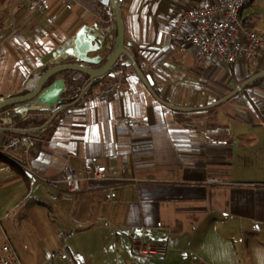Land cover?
Here are the masks:
<instances>
[{"label": "crops", "instance_id": "1", "mask_svg": "<svg viewBox=\"0 0 264 264\" xmlns=\"http://www.w3.org/2000/svg\"><path fill=\"white\" fill-rule=\"evenodd\" d=\"M15 1L0 5V99L32 92L56 48L80 27L108 23L105 41L116 29L102 0H43L44 14L13 11ZM122 1L126 50L158 100L121 56L87 91L88 77L71 90L72 72L56 75L74 98L39 121L13 108L0 112V152L3 135L30 137L27 161L42 177L105 166L103 181L84 179L70 194L0 164V212L13 224L16 253L22 264H264V78L218 101L264 70V56L198 67L189 43L171 47L166 18L217 0ZM251 6L240 16L261 32ZM100 54L98 66L74 63L99 69L110 52ZM142 230L167 248L163 257L134 251L130 236L141 239ZM63 244L69 263L52 260Z\"/></svg>", "mask_w": 264, "mask_h": 264}, {"label": "built area", "instance_id": "2", "mask_svg": "<svg viewBox=\"0 0 264 264\" xmlns=\"http://www.w3.org/2000/svg\"><path fill=\"white\" fill-rule=\"evenodd\" d=\"M116 1L120 6L123 3L122 0ZM248 1L217 0L214 3L205 2L168 16L165 30L171 47L180 49L181 42L189 43L194 49V62L198 67H205L210 60L219 65L222 64L224 67H230L234 63L250 61L256 55L264 56V33L250 29L249 20L240 16L241 8ZM43 3V0H16L13 4V11L26 8L30 13L44 14L45 5ZM111 14L112 11L106 13L107 16H112ZM5 116L2 114L0 118ZM3 136L6 144L0 152V156L20 166L34 182L42 184L43 187L55 188L57 185H61L65 187L68 193L75 194L78 192V184L82 180L87 179L96 183L105 178V166L102 164H94L80 172L64 167L58 178H44L27 161L33 146L30 137ZM16 155H21L24 162L16 160ZM142 233L141 239H133L130 236L134 251L146 260L163 257L167 248L163 244L148 241L144 236V230ZM58 236H62V233H59ZM9 239L1 228L0 264H22ZM58 259L67 263L70 262V252L65 244L52 253V260Z\"/></svg>", "mask_w": 264, "mask_h": 264}, {"label": "water", "instance_id": "3", "mask_svg": "<svg viewBox=\"0 0 264 264\" xmlns=\"http://www.w3.org/2000/svg\"><path fill=\"white\" fill-rule=\"evenodd\" d=\"M103 5L107 6L109 3L112 6L114 13L115 25L117 30V38L115 40V46L111 51L109 57L99 69L92 70V68H86L74 62L83 63L87 66H98L103 62L102 55L100 53L109 50L108 39H105L110 34V26L99 28L97 24L91 26H82L76 32L74 37L63 42L62 45L56 48L53 56V60L50 62L51 68L45 72L37 82L36 88L22 96L12 97L7 99H0V112L8 107H13L12 111L18 116L27 117V113L30 109L34 110H50L54 106L61 105L64 101L59 99V94L65 89V84L61 79H55L56 75L67 72H80L89 78L88 81L92 82L95 78L105 76L115 65L117 59L121 56L128 58L130 66L133 67L136 76L145 86L154 98L157 99L156 94L152 91V87L149 82L143 76V73L138 66L135 65L133 56L128 53L124 48V29L121 21L120 10L121 6L116 0H102ZM52 78L51 83L44 88L45 81ZM264 78V70L255 73L254 76L246 79L243 83L237 86L234 91L224 97L219 102H224L232 96H236L238 92L245 88L251 82ZM158 100V99H157Z\"/></svg>", "mask_w": 264, "mask_h": 264}, {"label": "trees", "instance_id": "4", "mask_svg": "<svg viewBox=\"0 0 264 264\" xmlns=\"http://www.w3.org/2000/svg\"><path fill=\"white\" fill-rule=\"evenodd\" d=\"M4 2H6V0H0V5H2ZM254 2V0H249L245 5H244V7H249V6H251L252 5V3ZM243 7V8H244ZM241 10H242V8H241ZM107 26H109V24L108 23H105L104 24V26L103 27H107ZM249 28L250 29H252L251 28V26H249ZM116 38H117V30L115 29L114 30V32H113V34L111 35V37H110V39H108L107 41V43H108V46H109V50H108V52H110L111 53V51L113 50V48H114V46H115V40H116ZM126 42L124 41V48L126 49ZM104 64V63H103ZM49 69H43L42 71H41V75H40V77L45 73V72H47ZM109 73V72H108ZM107 73V74H108ZM256 73H258V72H256ZM72 74H73V79L72 80H70L71 82H70V84H69V88L70 89H80V88H82L84 85H85V83L87 82L86 80H87V75H85V74H83V73H80V72H72ZM107 74H105V76L107 75ZM255 75V73H253V75H251L250 77H252V76H254ZM105 76H102V77H100V78H95V79H93V81L90 83V85L85 89V91H87L91 86H93L96 82H99L100 81V79H102L103 77L105 78ZM250 77H248V78H250ZM247 78V79H248ZM40 79V78H39ZM50 81H52V78H50V79H48L47 81H45V84H44V88L45 87H47L51 82ZM258 81H260V79L259 80H256V81H254V82H251V83H249L248 85H246L245 86V88H247V87H249V86H253V85H255ZM152 91H154V93L155 94H157V92L155 91V88H154V86H153V90ZM25 94V93H24ZM23 94V95H24ZM8 108H13V107H8ZM8 108H6V109H8ZM3 110H5V109H3ZM9 132H10V130H8ZM17 132H19V131H17ZM21 133L22 134H24L25 132L24 131H21ZM4 163H6V164H8L11 168H14L15 167V165L12 163V162H9L7 159H3L2 157H0V164H4Z\"/></svg>", "mask_w": 264, "mask_h": 264}, {"label": "rangeland", "instance_id": "5", "mask_svg": "<svg viewBox=\"0 0 264 264\" xmlns=\"http://www.w3.org/2000/svg\"><path fill=\"white\" fill-rule=\"evenodd\" d=\"M250 9H252V12H250ZM248 8V13H251L253 18L256 20V27L261 31L264 32V0H256L254 5ZM72 90V89H71ZM64 103V102H63ZM58 106H54L53 109H56ZM3 212H0V230L3 228L10 237V240L12 241L13 245L16 246L18 244V237L16 235V232L14 230L13 224L10 221L5 222L3 220L2 216L4 215ZM19 248V247H18ZM20 249V248H19Z\"/></svg>", "mask_w": 264, "mask_h": 264}, {"label": "bare ground", "instance_id": "6", "mask_svg": "<svg viewBox=\"0 0 264 264\" xmlns=\"http://www.w3.org/2000/svg\"><path fill=\"white\" fill-rule=\"evenodd\" d=\"M57 79H61L63 80L62 82H64L65 84V89L59 94V99L63 100V101H68L74 98V94L72 91H70L67 88V82L65 80V78L58 76ZM53 109V107H52ZM50 109V110H52ZM50 110H34V109H30L27 113V116L31 117L32 119H34L35 121H39L41 118H43Z\"/></svg>", "mask_w": 264, "mask_h": 264}]
</instances>
